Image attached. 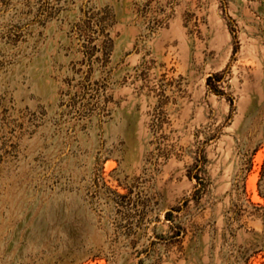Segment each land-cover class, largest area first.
Instances as JSON below:
<instances>
[{
  "label": "rangeland",
  "instance_id": "obj_1",
  "mask_svg": "<svg viewBox=\"0 0 264 264\" xmlns=\"http://www.w3.org/2000/svg\"><path fill=\"white\" fill-rule=\"evenodd\" d=\"M0 264H264V0H0Z\"/></svg>",
  "mask_w": 264,
  "mask_h": 264
}]
</instances>
